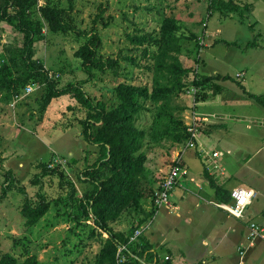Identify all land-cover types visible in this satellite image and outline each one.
I'll use <instances>...</instances> for the list:
<instances>
[{"label": "rangeland", "instance_id": "obj_1", "mask_svg": "<svg viewBox=\"0 0 264 264\" xmlns=\"http://www.w3.org/2000/svg\"><path fill=\"white\" fill-rule=\"evenodd\" d=\"M47 1L38 0V6ZM49 1L61 7L68 5L67 0ZM208 2L73 0L71 14L76 27L97 33L100 42L98 52L108 62L104 70L95 71L93 76L80 67V61L74 57L76 45L69 38L48 34L43 28L44 39L34 43L33 58L42 61L48 75L59 80L60 87L67 82L79 83L87 78L82 84L83 89L107 110L116 104L111 88L120 81L152 85L155 61L151 52L156 47L137 44L132 37L150 34L159 39L167 23L174 25L177 36L174 55L183 66L191 67L201 75L229 77L218 78V82L223 87L221 93L226 103L235 104L232 113L237 112L239 116L224 121L230 126V131H217L210 136L212 129L218 126L216 123L223 121L208 114L223 111L219 106L221 99L216 101L220 95L203 100L196 94L197 88L188 87L179 96L171 98L164 111L179 116L186 129L187 123L195 118L197 141L195 139L193 146H189L187 141L180 144H172L169 140L153 142L147 135L142 147L146 156V176L141 184L144 188L142 209L125 210L112 225L114 230L125 233L141 221L139 227H147L141 236L153 246L160 262L169 258L173 263L183 264L178 251L183 253L190 243L198 249L195 244H200L202 237L207 238L209 225L217 226L213 220L210 221L208 216H212L209 212L221 220L236 221L216 206L219 199L213 196L216 193L212 194L208 182L201 186L202 190L195 185V176L203 175L204 162L211 158L202 154L203 149L210 154L214 150L219 153L213 159L219 168L225 169L226 180L221 188L231 190L232 187L243 186L255 190L256 196L246 210V217L251 216L260 222L259 212L264 210V119L259 118L264 114V105L245 93L264 94V0H233L239 7L238 11L228 12L226 16L218 10L209 11ZM254 39L263 47L247 45ZM22 42L21 33L5 21L0 22V52L21 46ZM33 87L31 93L22 99H14L11 90L0 88V261L5 256L6 260L15 258L17 264L27 260L40 264H91L100 245L96 236L89 237L88 226L56 217L57 207L52 205L29 225L21 212L25 195L11 185L3 190V183L13 175L17 184L25 189L26 196L37 200L38 186H33L31 180L35 173L40 172L38 163L51 158V165L64 170L80 196L88 186L83 182L82 170L97 156L96 146L82 135L80 119L85 116V109L69 95L54 98L43 109L40 104L43 89ZM141 102L146 109L138 114L135 123L140 129L150 132L158 109L150 98H141ZM176 154L182 157L187 175L180 178L170 192V205L156 210L152 206V194L160 186ZM57 185L56 177L43 178L42 186L47 198L57 197ZM179 192L187 195L197 192L195 201L200 207L194 206L191 214L182 207L181 212L173 208L172 200L182 204L176 196ZM150 210H154L153 215L145 219ZM62 211L63 208L59 209L60 213ZM87 222L92 224V221ZM207 222L210 224L206 225ZM101 235L106 237V233ZM235 235L223 230L217 244H212L207 238V248L211 251L204 252V264H236V245L240 243L244 247L247 242ZM258 251L264 254L263 243L248 254L245 264H264V260L258 262L254 259ZM197 252H201L200 249Z\"/></svg>", "mask_w": 264, "mask_h": 264}, {"label": "trees", "instance_id": "obj_2", "mask_svg": "<svg viewBox=\"0 0 264 264\" xmlns=\"http://www.w3.org/2000/svg\"><path fill=\"white\" fill-rule=\"evenodd\" d=\"M67 2V7H61L49 0L39 6L38 0H0V22L5 21L23 35L21 46L0 52V88L11 90L14 97L31 84L43 89L40 100L43 109L61 95H69L85 109V116L80 119L82 135L87 142L96 146L97 152L94 162L82 170L83 182L88 186L79 196L74 182L66 176L64 170L51 165L50 158L38 163L40 172L35 173L31 180L33 186H38L37 200L33 201L26 196L25 189L17 184L13 175L5 180L3 190L11 185L25 195L21 212L26 216L29 225L36 222L52 205L57 207L56 217H65L76 225L88 226L89 237L96 236L100 245L91 264H174L169 258L160 262L153 246L141 234L130 241L141 221L125 233L114 230L112 225L125 210L142 209L144 188L141 184L146 176V156L142 147L146 136L153 142L169 140L172 144L184 143L190 138L183 120L164 111L167 102L188 87L197 88L196 94L203 100L221 94L223 87L218 78L229 77L201 75L195 73L193 68L183 66L174 55L177 48L174 25L167 23L159 39L150 34L132 37L137 44L156 47L151 52L155 61L152 85L120 81L111 88L116 96V104L107 110L83 89L82 84L87 78L79 83L67 82L60 87L59 80L48 75L42 61L33 58L34 43L44 39L45 28L48 34L62 35L75 43L74 57L80 61V67L87 74L93 76L95 71L106 68L108 62L98 52L100 42L97 33L76 27L71 14L73 0ZM238 8L233 0L208 2L209 11L218 10L224 16L228 12L238 11ZM247 45L257 47L258 43L254 39ZM245 93L264 105V94ZM141 98H150L158 109L150 132L140 129L135 123L138 114L146 109ZM204 173L207 174L206 170ZM46 176L57 178V197H46L42 186ZM210 186L215 189L219 201L230 200V191L217 186L211 178ZM61 204L62 213L59 212ZM153 212L154 210H150L144 218L152 216ZM87 221H92V224ZM102 233H106L105 238ZM119 246L124 247L118 251ZM2 258L0 264H17L15 258ZM23 264L40 263L27 260Z\"/></svg>", "mask_w": 264, "mask_h": 264}, {"label": "crops", "instance_id": "obj_3", "mask_svg": "<svg viewBox=\"0 0 264 264\" xmlns=\"http://www.w3.org/2000/svg\"><path fill=\"white\" fill-rule=\"evenodd\" d=\"M257 34H260V33H257ZM257 43H258L257 47H263L261 45V43H259V42H257ZM219 95H220V97L216 101L218 102L221 99V102H219V104H220L219 106L223 109V111L219 112V113L213 112V113H208V114H210V115L212 114V115H214L213 117H215V118L217 117V118H219L220 120H223V121H219V123H216L218 125L217 127H215L216 124H212L213 127H215V128L212 129L210 136L215 134L217 131H222V132L230 131V126L224 121H226L228 119L233 120L235 118H239V116L237 115L238 114L237 112L232 113V110L234 108H236L235 104L228 103V102L226 103V98L223 95V93L218 94V96ZM216 101L215 102L210 101V102L216 103ZM207 104H210V103H207ZM219 106H215V107H219ZM263 111H264V109H263ZM259 118L264 119V114L261 115V117H259ZM206 131H209V128H207ZM213 158H216V157H211L210 159H206V161L204 162V167L202 166L203 167V175L202 176H199V175L195 176V180H196L195 181V185H198L199 186L198 188H200L201 186L205 185V182H208V184L210 186V178L214 181V183L217 186L222 187L225 184V180H226V178H224L225 177V169L223 167L219 168L217 163H216V161H214ZM200 160H202V159H200ZM204 170H206L207 174L204 173ZM217 171H220V172L218 173ZM191 180H192V178H191ZM192 181H194V179ZM184 190H188V189H184ZM200 190H202V187L200 188ZM211 190H213V192H212V194H213L215 192V189L211 187ZM227 190L230 191V189H227ZM197 194H198L197 192H193L192 194H189V195H187L185 193H182V192L176 193V196L179 199L180 203H182L181 204L182 206L176 204V202L172 200L171 202L174 203L173 204L174 205L173 208H175L177 210H180V212H181V207H182L183 209H186V213L187 214H189V213L191 214L192 209L194 208V206L195 207H200L199 204H198L199 202L195 201V197L198 196ZM213 196L216 197V195H214V194H213ZM218 202H222V201L218 200ZM208 214L212 216V217L208 216L210 221L213 220L214 225L215 224L217 225V226H213V225L210 226L209 225V230H206V234L208 235L207 238L210 240V242L212 244H217L219 242L218 238H219L220 234H222L223 230H226L227 232H229V231L234 232L236 234L235 237H237V238L242 237L243 240H246V236H245L246 231H247L246 221L247 220L256 221L251 216H249V217H246V219H243V220L235 218L236 221L232 222V221H229L228 218H225V220H221L213 212H209ZM259 214H260V217H261V221L260 222L257 221V222L264 224V210H261L259 212ZM200 215H202V213ZM249 215H250V213H249ZM227 216H230V215L227 214ZM230 217H232V216H230ZM208 224H210V222L206 223V225H208ZM207 238L202 237L200 244H199V242H196V244H195L198 247V249H200L201 252H197L198 249L191 243L186 245V248L184 249L183 253L178 251L179 252V259H181V262L183 264H193V263L198 262L199 260H201L200 262H202L203 264L206 263L204 261L205 259H204L203 255L205 254L204 252L208 250V248H207L208 247ZM259 243H263L264 244L263 241L258 240L255 246L246 249V252H245V255H244L243 258H240V255L238 253V247L241 245L240 243H238V245H236V253L238 254V262L236 264H245L244 261H246V258L248 256V254L251 253L252 250L256 249L257 246L259 245ZM210 251L211 250L209 249L208 252H210ZM254 259H257L258 262H260V261L264 260V254H262L261 251H258L256 253ZM174 263L178 264L177 262H174Z\"/></svg>", "mask_w": 264, "mask_h": 264}, {"label": "built area", "instance_id": "obj_4", "mask_svg": "<svg viewBox=\"0 0 264 264\" xmlns=\"http://www.w3.org/2000/svg\"><path fill=\"white\" fill-rule=\"evenodd\" d=\"M33 89V85H27L22 92L14 96V99H22L24 96L30 94ZM197 127L198 124L195 121V118H193L191 122L187 123V131L190 133V138L187 140V144L189 146L194 145L195 139L197 141ZM202 151V154L204 155H208L211 157L219 156V153L217 151H213L211 154L204 149ZM181 158V156L176 154L175 158L172 160V163L169 166V169L164 175L160 186L153 194L152 206L156 210L162 207H168L170 205V192L173 190L174 186L179 182V179L187 175V170L183 166V161ZM229 196L230 200L228 202H217L216 206L236 219H246V210L256 196L255 190L248 187L236 186L230 190ZM146 228L147 227L137 228L130 237V241L136 239L140 234L143 233ZM246 228L247 231L245 236L247 244L244 247L242 245L238 247V253L240 255V258H243L246 249L255 246L258 240L264 242V224L258 223L254 220H247ZM123 247L124 246H119L118 251H120Z\"/></svg>", "mask_w": 264, "mask_h": 264}]
</instances>
